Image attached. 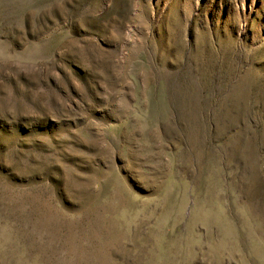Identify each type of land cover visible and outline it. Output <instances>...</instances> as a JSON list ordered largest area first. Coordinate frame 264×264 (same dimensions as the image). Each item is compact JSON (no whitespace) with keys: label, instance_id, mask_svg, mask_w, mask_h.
Here are the masks:
<instances>
[{"label":"rangeland","instance_id":"obj_1","mask_svg":"<svg viewBox=\"0 0 264 264\" xmlns=\"http://www.w3.org/2000/svg\"><path fill=\"white\" fill-rule=\"evenodd\" d=\"M0 264H264V0H0Z\"/></svg>","mask_w":264,"mask_h":264}]
</instances>
